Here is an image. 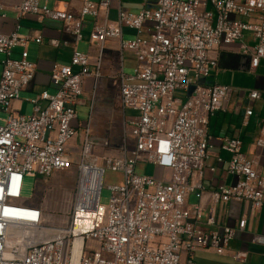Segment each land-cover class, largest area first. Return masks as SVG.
Listing matches in <instances>:
<instances>
[{
    "label": "built area",
    "instance_id": "1",
    "mask_svg": "<svg viewBox=\"0 0 264 264\" xmlns=\"http://www.w3.org/2000/svg\"><path fill=\"white\" fill-rule=\"evenodd\" d=\"M48 1L21 0L13 8L17 20L34 16L61 23L75 42L83 38V18L98 19L101 10L109 8L108 1L83 0L77 17L50 7ZM140 1L144 8L138 13L119 11L116 24L92 28L89 42L98 48L94 69L90 57L76 47L70 65L53 67L50 85L55 93L45 90L32 99L30 115H15L13 103L35 76L27 44L43 43V38L21 36L18 24L12 33H0V114L8 115L0 126V264H197L196 253L225 256L235 239L232 227L219 224L218 206L230 202H246L255 210L263 206L264 175L242 152L239 137L220 139L221 149L230 155L226 173L234 183L209 190L204 178L208 171H216L210 165V120L233 92L228 86L208 83L218 67L212 54L239 44L252 68L259 66L264 60V0ZM152 2L154 6L148 7ZM0 18L5 21L7 15L2 13ZM124 28L134 30L135 37L123 40ZM144 32L148 36H142ZM247 34L253 46L247 44ZM109 39H120L121 51L133 53L136 61L132 74L122 70L118 76L124 147L119 157L104 159L107 168L121 175V183L108 187L111 198L104 215L100 196L105 168L88 162L90 113L77 152V189L69 223L64 228L48 227L41 208L21 204L24 180L26 176L50 178L73 167L75 152L67 146L77 135V107L88 78L97 92ZM50 44L60 46L57 41ZM18 47L22 48L19 58H13ZM260 97L257 91L249 93L251 100ZM127 110L135 114L126 117ZM252 114L246 111V116ZM127 124L133 138L131 156ZM257 145L264 146V141ZM217 163L223 160L218 158ZM140 164L171 169V180L138 173ZM92 172L99 176L95 197L90 193ZM191 195L197 199L194 205L188 204ZM206 195L211 203L207 210ZM246 223L241 220L239 228L243 230ZM231 257L245 263L247 254L235 252Z\"/></svg>",
    "mask_w": 264,
    "mask_h": 264
},
{
    "label": "crops",
    "instance_id": "2",
    "mask_svg": "<svg viewBox=\"0 0 264 264\" xmlns=\"http://www.w3.org/2000/svg\"><path fill=\"white\" fill-rule=\"evenodd\" d=\"M91 1L97 4L102 0ZM104 1L109 2V8L107 11L102 9L101 16L98 19L92 16L83 18V38L81 41L88 43L86 46L87 52L84 54L90 57L91 69H94L98 57L97 46H93L94 44L90 45L89 42L92 28L96 24H116L119 11L136 14L144 8L140 0ZM20 2L21 0H0V6L2 7L0 15L2 13L7 15V20L5 21L0 18V33L10 34L18 24V34L23 28L26 30L25 35L21 36H41L43 38V43L35 40L27 44L26 49L29 54V61L35 65V76L31 86L23 93L32 94L34 98L45 90L54 94L55 89L50 85L53 67L55 65H70L73 48L76 47L79 50L81 41L75 42L74 36L69 32H65L61 23L47 19L40 20L34 16H25L17 20V14L13 8L19 5ZM48 5L52 8L72 12L78 17L83 0H49ZM147 6L153 7L154 2ZM6 11L15 13L16 17L10 18ZM88 18L90 19L88 20ZM135 35L136 32L134 30L124 28L122 38L123 40H128L134 38ZM141 35L146 37L148 33L144 32ZM50 41H57L60 46L54 47L50 44ZM64 42L67 44L64 45ZM246 42L250 46L254 45L252 38L248 34L246 35ZM30 46L33 47L32 50L29 49ZM21 50L22 48L20 47L16 48L12 57L19 58ZM125 54L128 56L127 61L130 68L133 69L136 65L135 56L129 51H121L120 39H109L105 42L100 83L111 80L113 85L115 83L118 84L120 72L122 70L125 71ZM212 57L218 59V67L212 70L208 83L228 86L232 88L233 92L223 109L210 120L209 124V135L213 146L210 165L216 166V171H208L204 178V185L209 190L222 184L230 185L235 181L234 178L226 173L227 161L230 160V155L221 149L220 139L222 138L239 137L242 141V152L254 163L258 172L264 175V146L259 147L257 145L259 140L264 141V60H261L259 66L253 69L250 57L241 53L239 44L223 47L213 53ZM91 82V78L85 81L84 93ZM252 91L259 92L261 95L260 99L251 100L249 93ZM25 102L32 106L30 101L20 98V100L13 103L14 113L25 115L22 108ZM248 109L252 110L253 114L251 116H246ZM218 158L223 160L222 164L217 163ZM148 167H150L152 173L147 174L145 172V175L156 176L159 180L165 179V169L143 165L146 171ZM191 197L192 195L188 197V204ZM210 205V200L206 195L203 200L205 210ZM216 210L219 224L232 227L236 231V236L230 244L228 254L225 256H218L210 252H200L205 264H264V204L259 210H255L246 202H230L218 206ZM241 220H246L247 222L243 230L239 228ZM235 252H245L247 254L246 262L239 263L235 261L231 257ZM210 258L213 261L211 260L210 262Z\"/></svg>",
    "mask_w": 264,
    "mask_h": 264
},
{
    "label": "rangeland",
    "instance_id": "3",
    "mask_svg": "<svg viewBox=\"0 0 264 264\" xmlns=\"http://www.w3.org/2000/svg\"><path fill=\"white\" fill-rule=\"evenodd\" d=\"M52 4V2H51ZM50 4V5H51ZM10 18H15L16 14L6 11ZM90 18H88L89 20ZM24 25V24H23ZM25 29L20 31V35H25ZM87 42L81 41L79 44V50L82 53L87 52ZM95 46V44L93 45ZM32 46L29 47L32 50ZM2 59V56H0ZM125 73L132 74L133 69L130 68L128 63V56L125 54ZM1 73V67H0ZM93 81L88 84L84 95L80 100V104L77 107V113L79 122L77 124L78 130L76 137L67 146L72 148L75 152L74 164L71 170L65 172H57L50 178L43 179L38 176H26L23 185L22 198L24 205H36L43 211V224L53 228H64L68 225L70 219V213L75 199V192L77 189L79 155L77 152L83 144L85 134L87 132L86 123L89 121V115L91 113L90 120V142L92 144L91 156L88 162L91 164H97L105 168V175L102 183V191L100 196V210L106 215L108 205L110 203L111 193L108 189L109 186L120 184L121 175L111 171L107 168L104 159L106 157H119L124 147L125 136V119L123 109L120 106L119 100V87L118 84L111 80L103 81L98 84L97 92L93 91ZM237 87V86H235ZM36 97V96H35ZM23 100L31 101L34 99L32 94L21 93L20 96ZM23 113L30 115L32 113V106L25 102L23 104ZM135 112L131 110L126 111V117H130ZM18 115V113H15ZM8 115L0 114V126L5 125ZM126 132L128 137V151L131 156L133 138L130 135V126H126ZM144 164L138 166V173L151 174L150 167L143 168ZM156 177V176H155ZM172 177V170L165 169V181L169 182ZM197 203V199L192 196L189 200L190 205ZM88 246H92L89 242ZM98 248V245L94 246ZM196 262L198 264H205V261L201 258V253H196ZM213 258V256H211ZM209 259L211 262L212 259ZM216 259V257H214ZM213 261V260H212Z\"/></svg>",
    "mask_w": 264,
    "mask_h": 264
},
{
    "label": "bare ground",
    "instance_id": "4",
    "mask_svg": "<svg viewBox=\"0 0 264 264\" xmlns=\"http://www.w3.org/2000/svg\"><path fill=\"white\" fill-rule=\"evenodd\" d=\"M92 175H93V179H95V180H94V182H93V185H92V188H91L90 193H91V196H92V197H95L96 194H97V192H98L99 176H98V173H97V172H92ZM48 235H50V234H48ZM48 235H47V236H48ZM80 245H81V241L78 240V241H77V247H80Z\"/></svg>",
    "mask_w": 264,
    "mask_h": 264
}]
</instances>
